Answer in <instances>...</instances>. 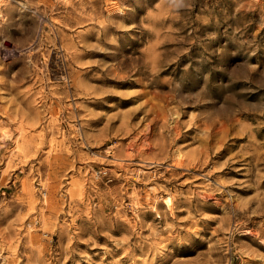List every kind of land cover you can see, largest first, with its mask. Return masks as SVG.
Wrapping results in <instances>:
<instances>
[{
  "label": "rangeland",
  "instance_id": "obj_1",
  "mask_svg": "<svg viewBox=\"0 0 264 264\" xmlns=\"http://www.w3.org/2000/svg\"><path fill=\"white\" fill-rule=\"evenodd\" d=\"M0 264H264V0H0Z\"/></svg>",
  "mask_w": 264,
  "mask_h": 264
},
{
  "label": "built area",
  "instance_id": "obj_2",
  "mask_svg": "<svg viewBox=\"0 0 264 264\" xmlns=\"http://www.w3.org/2000/svg\"><path fill=\"white\" fill-rule=\"evenodd\" d=\"M167 207V206H166ZM168 208V207H167ZM169 209V208H168Z\"/></svg>",
  "mask_w": 264,
  "mask_h": 264
}]
</instances>
